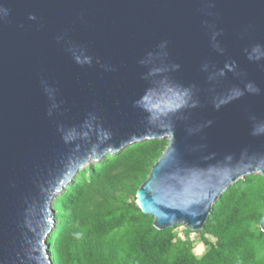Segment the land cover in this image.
I'll list each match as a JSON object with an SVG mask.
<instances>
[{
	"label": "water",
	"instance_id": "water-1",
	"mask_svg": "<svg viewBox=\"0 0 264 264\" xmlns=\"http://www.w3.org/2000/svg\"><path fill=\"white\" fill-rule=\"evenodd\" d=\"M149 140L158 230L264 176V0H0V264H52L54 199Z\"/></svg>",
	"mask_w": 264,
	"mask_h": 264
},
{
	"label": "trees",
	"instance_id": "trees-1",
	"mask_svg": "<svg viewBox=\"0 0 264 264\" xmlns=\"http://www.w3.org/2000/svg\"><path fill=\"white\" fill-rule=\"evenodd\" d=\"M167 140L135 143L80 170L54 199L56 227L49 236L52 264H264V176L233 184L197 231L206 250L194 252L192 233L158 230L136 204Z\"/></svg>",
	"mask_w": 264,
	"mask_h": 264
},
{
	"label": "rangeland",
	"instance_id": "rangeland-1",
	"mask_svg": "<svg viewBox=\"0 0 264 264\" xmlns=\"http://www.w3.org/2000/svg\"><path fill=\"white\" fill-rule=\"evenodd\" d=\"M88 167V166H87ZM55 214V212H54ZM51 216H53V214H51ZM185 226L183 225H179V226H176L174 228V232L177 233L181 238L184 239V230H185ZM189 238L193 241L194 243V252L197 254V255H202L204 253V251L206 250V245L202 242L201 240V237H200V234L196 231H192V233L189 234ZM201 245L203 246V251H199L200 250V247ZM51 260H52V257H51Z\"/></svg>",
	"mask_w": 264,
	"mask_h": 264
},
{
	"label": "clouds",
	"instance_id": "clouds-1",
	"mask_svg": "<svg viewBox=\"0 0 264 264\" xmlns=\"http://www.w3.org/2000/svg\"><path fill=\"white\" fill-rule=\"evenodd\" d=\"M199 251H201V252L203 251V246H202V245H201V247H200V250H199Z\"/></svg>",
	"mask_w": 264,
	"mask_h": 264
}]
</instances>
